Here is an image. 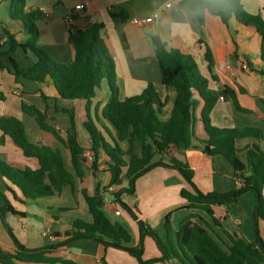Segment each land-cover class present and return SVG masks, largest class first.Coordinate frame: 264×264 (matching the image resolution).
<instances>
[{
    "label": "trees",
    "instance_id": "1",
    "mask_svg": "<svg viewBox=\"0 0 264 264\" xmlns=\"http://www.w3.org/2000/svg\"><path fill=\"white\" fill-rule=\"evenodd\" d=\"M8 2V15L11 20L20 21L27 31L28 39L19 43L2 23H0V69L10 73L16 83L22 81L34 82L38 85L48 81L52 84L56 98L62 100H83L85 102V120L82 123L89 142L87 148L92 156L90 163L91 176L94 178L92 194L86 188H80L78 193L91 217V222L74 220L71 228L63 233V241L36 249H28L14 236L10 220L12 217L24 216L15 210L11 204L23 205L27 200H37L52 197L69 187L74 192V179L82 182L86 158L83 148L75 132V113L72 108L54 106L58 112L68 115L69 129L65 137L46 121V114L35 106L21 103V111L31 117L38 129L51 134L53 139L69 153V162L73 174L67 170L64 159L57 148L46 145H36L26 136L22 121L12 116H0V144L7 138L12 146L18 149L26 158H34L37 168L11 167L0 158V223L10 238L13 249L6 250L0 246V264H75L52 256L57 249L75 240H88L103 247H125L131 249L130 256L138 264H154L175 261L178 264H264V241L260 236L258 222L264 220V150L258 142H264V132L254 127L218 128L211 124L210 112L217 98L208 90V80L197 69L191 55L179 50L167 49L157 37L152 36L154 57L160 73V84L173 89L172 107L166 119L161 118L164 102L160 101L153 83L147 82L145 88L132 97H118L117 75L112 55L100 37L102 24H94L86 29L76 28L73 24L66 27L67 42L71 45L73 57L68 65L52 61L37 45L38 28L36 11L25 10L26 0H0ZM196 2H201L209 14L218 17L228 26L230 19L237 24L252 28L261 38L259 57L264 63V18L259 14L247 12L239 0H180V4L195 11ZM111 17L115 14L110 12ZM121 19L127 18L120 13ZM7 49L4 50V47ZM28 50L35 61L29 66H21L14 58V52ZM5 57L2 62L1 58ZM204 58L207 70L212 80L217 81L214 74L212 58L206 49ZM264 75V69L258 71ZM105 79L109 98L100 108L96 102L93 115L89 114L96 88H100ZM39 96L44 103L49 100L43 91ZM222 94L232 102L236 111L247 113L248 110L239 107L233 91L224 87ZM52 100H54L52 98ZM198 100L203 102L200 119L207 139L197 141L201 145L192 144L194 139V110ZM47 108V104H46ZM104 120L113 132L96 123ZM135 144L139 147V155L134 153ZM201 151L207 156H221L231 166L237 187L227 193H203L193 182V170L184 159L176 157L184 155L187 149ZM245 152V161L241 162L238 155ZM102 153L109 160L107 172L109 181L107 187L102 186L99 178L98 158ZM159 155L167 162L153 161ZM155 167L173 170L185 181L187 188H181L179 195L187 202L183 207L189 210H199L210 217L213 225L219 222L213 216L214 206L235 202L244 193L254 196L252 222L254 241L246 242L242 238H234L226 231L228 243L220 239L210 224L198 213H190L184 217L172 236L169 215L163 220L166 231L164 240H160L156 232L140 221L133 210L120 199L123 192L134 191L135 180ZM126 183V188L112 193L117 208L125 212L138 226L139 241L136 247H130L128 228L116 221H111L103 212L105 205V190L119 187ZM221 228V227H220ZM55 233L54 236H58ZM152 238L156 244L159 256L142 259V239ZM100 264H105L104 261Z\"/></svg>",
    "mask_w": 264,
    "mask_h": 264
},
{
    "label": "crops",
    "instance_id": "2",
    "mask_svg": "<svg viewBox=\"0 0 264 264\" xmlns=\"http://www.w3.org/2000/svg\"><path fill=\"white\" fill-rule=\"evenodd\" d=\"M165 0H26L27 12L37 11L43 8L48 12L47 18L38 14L36 26L38 28V47L54 62L68 65L73 57L71 45L67 42L65 18L71 15L73 25L79 29H86L94 24H102L100 37L109 50L115 64L117 86L120 99L139 94L147 82L154 84L161 102V118L166 119L172 107L174 91L160 84V73L157 61L154 57L152 36H157L167 49L179 50L192 56L200 74L208 80V90L216 98V103L210 112L211 124L218 128L254 127L264 132V75L259 70L264 69V63L260 61V36L252 29L241 26L232 18L228 26L221 20L208 13L201 2H196L195 11L180 4V0H172L169 8L164 7ZM243 8L252 14H259L264 18V0H239ZM86 3L82 11H75L74 6ZM8 2H0V23L3 24L19 43H25L28 39L27 31L20 21H14L8 15ZM110 12L115 17L110 16ZM120 13L127 18L121 19ZM158 14V17L143 27H137L130 22L132 18L144 19ZM7 46L4 47V50ZM206 49L212 58L214 74L217 81L211 79L204 58ZM14 58L21 66H29L34 63L35 57L26 50H16ZM5 61V57L1 58ZM247 68H243V67ZM224 87L233 91L239 107L248 110L247 113L236 111L230 99L222 94ZM39 90L43 91L49 100L46 103L40 98ZM45 90V91H44ZM222 96V99H220ZM52 98L54 100H52ZM109 98V91L105 85L100 86V91L95 94L89 114L93 115V107L100 102V108ZM37 107L46 114V121L61 137L69 129V118L56 111L54 106L66 109L72 108L75 113V134L80 145L89 153L87 134L82 127L85 120V102L83 100H62L56 98L52 84L48 81L38 85L34 82L22 81L16 83L14 77L4 69H0V116H12L23 122L28 140L36 145H44L48 134L41 132L33 119L21 111V103ZM47 104V108H46ZM203 102L198 100L194 110V139L192 144L201 145L197 141L206 140L207 136L200 119ZM68 116V115H67ZM96 125H105L113 130L106 121L100 119ZM2 133L0 132V138ZM56 142V141H55ZM46 143V142H45ZM57 148L65 162L68 171L73 174L69 162V153L57 142ZM258 146L264 150V142H258ZM134 153L139 155V147L134 146ZM193 170V182L203 193L217 192L227 193L234 190L237 184L229 163L221 156H207L199 150L187 149L183 156ZM92 157V156H91ZM0 158L9 166L29 167L36 169L37 162L34 158H26L16 149L7 138L0 144ZM159 155L153 157L158 161ZM241 162L245 161V152L238 155ZM167 162L166 158H160ZM92 161V158L90 159ZM91 163V162H90ZM89 160L84 165V177L80 183L74 179V192L69 187H64L57 195L37 200H27L23 205L15 204L18 212H23L25 206L45 207L43 217H36L41 227H34V233L29 232L28 218L25 213L22 218L12 217L10 220L13 231H23L22 242L28 249H36L63 241V233L70 230L74 220L91 222V217L77 190L86 188L88 194H92L94 178L91 176ZM109 160L100 153L98 158L99 178L102 186L106 187L109 181L107 164ZM0 186L3 182L0 180ZM116 191L126 188L123 182L119 187L110 186L108 190ZM187 188L182 177L173 170L155 167L139 176L134 182L133 193L123 192L120 199L125 202L144 224L158 231L160 240H164L166 232L162 231L163 220L169 215L172 236L177 231L180 221L190 213L200 214L211 226L215 234L228 243V235L234 238H242L252 243L255 235L253 230L252 212L254 208V196L247 192L238 197L235 202L221 206H214L213 216L219 222L220 227L211 223L210 217L199 210H189L183 207L187 204L180 195V189ZM114 191V192H116ZM113 193V192H112ZM106 207L109 213L114 215L117 204L114 198L105 197ZM32 208V207H30ZM34 211H32L33 213ZM119 217L130 233V247H136L139 241L138 226L125 212L120 211ZM111 221L112 218L109 217ZM37 222V221H36ZM27 223V224H25ZM161 227V228H160ZM260 236L264 241V220L258 222ZM37 233H41L38 237ZM58 233V236H54ZM51 239H50V238ZM0 246L6 250H12L13 244L0 223ZM52 256L75 264H138L130 254L116 247H103L102 245L88 241L75 240L69 242L53 252ZM159 252L152 238L145 236L142 239V259L157 258ZM154 264H178L175 261H167Z\"/></svg>",
    "mask_w": 264,
    "mask_h": 264
},
{
    "label": "rangeland",
    "instance_id": "3",
    "mask_svg": "<svg viewBox=\"0 0 264 264\" xmlns=\"http://www.w3.org/2000/svg\"><path fill=\"white\" fill-rule=\"evenodd\" d=\"M247 68V67H246ZM103 85H105V87L107 88V82H106V80L105 79H103L102 81H101V85L100 86H103ZM108 89V88H107ZM45 91V90H44ZM100 91V88H96V90H95V94H98V92ZM45 94V93H44ZM118 95H119V93H118ZM66 121L68 120V116L66 115ZM48 134V133H47ZM48 139L47 140H45L44 141V145L47 143V144H50L51 146H54L55 145V140L53 139V137H52V135L51 134H48ZM46 142V143H45ZM51 148H55V147H51ZM91 161L89 160V163H90ZM107 187V186H106ZM116 189L117 188H115L114 190H108V189H106L105 190V197L106 198H112V192H114V191H116ZM9 200H10V202H11V204L14 206L15 205V203H13V201L10 199V197H9ZM30 207H32V208H30ZM22 210H23V212L25 213V215H26V217L28 218V225H30V229H29V232H31V233H34V235H35V231H34V229H33V226L35 227H38V228H40L41 227V221H40V223H38L39 221H38V219L37 218H34V216H36V217H43V214H44V210H45V207H40L39 205H37V204H34L33 206H27L26 204H25V206L22 208ZM102 210H103V212L108 216V217H110V218H112V220H114V221H116V222H122V218L121 217H119V216H116V215H111V213H109V208L108 207H106V206H103V208H102ZM32 211H34L33 213H32ZM37 221V222H36ZM25 224H27V223H25ZM161 228V227H160ZM162 231H164V232H166L165 230H164V228H163V225H162ZM156 232V234L158 235V231L156 230L155 231ZM40 234L41 233H37V235H38V237H40ZM22 235H23V231L22 232H19V231H15L14 232V236L16 237V239L21 243L22 241L20 240V239H22ZM166 237V236H165ZM165 237H164V239H165Z\"/></svg>",
    "mask_w": 264,
    "mask_h": 264
},
{
    "label": "built area",
    "instance_id": "4",
    "mask_svg": "<svg viewBox=\"0 0 264 264\" xmlns=\"http://www.w3.org/2000/svg\"><path fill=\"white\" fill-rule=\"evenodd\" d=\"M171 1L172 0H165L164 1V7L165 8H169L171 6ZM86 7V3H79L77 5L74 6V10L75 11H82L84 10ZM42 18H47L48 17V12L43 9V8H39L36 11ZM158 17V14H153L151 17H147L144 19H139V18H132L130 19V22L137 26V27H143L145 24H148L150 22H152L154 19H156ZM73 23V19L71 17V15L67 16L65 18V25L66 27L71 25ZM243 68H246L245 66ZM220 99H222V96H220ZM84 156L86 159L90 160L91 159V155L89 153H84ZM107 202V200L105 201ZM108 203V202H107ZM114 215L118 216L120 215V210L115 209L114 211ZM50 238V237H49ZM51 239V238H50Z\"/></svg>",
    "mask_w": 264,
    "mask_h": 264
},
{
    "label": "water",
    "instance_id": "5",
    "mask_svg": "<svg viewBox=\"0 0 264 264\" xmlns=\"http://www.w3.org/2000/svg\"><path fill=\"white\" fill-rule=\"evenodd\" d=\"M119 249H122V250H124V251H126L128 253H131V249H129V248L119 247Z\"/></svg>",
    "mask_w": 264,
    "mask_h": 264
}]
</instances>
